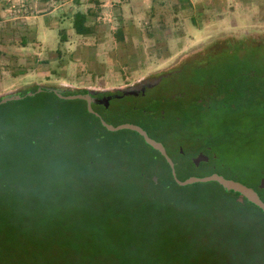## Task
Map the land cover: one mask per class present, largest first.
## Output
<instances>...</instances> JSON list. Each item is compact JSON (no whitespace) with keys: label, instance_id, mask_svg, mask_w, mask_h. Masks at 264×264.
Returning <instances> with one entry per match:
<instances>
[{"label":"rangeland","instance_id":"374dc122","mask_svg":"<svg viewBox=\"0 0 264 264\" xmlns=\"http://www.w3.org/2000/svg\"><path fill=\"white\" fill-rule=\"evenodd\" d=\"M78 11L87 14V24L93 28L91 34L76 33L73 22ZM119 30L126 31L124 41L117 37ZM63 36L66 41H63ZM228 38L264 40V0H0V97L17 93L24 95V91L32 92V88L38 86L76 91L128 88L180 69L184 61L204 52L208 45ZM216 58L217 68L220 64L226 73L224 66L229 60L222 56ZM233 61L232 66L238 67L234 64L237 63L235 59ZM187 79V73L165 78L149 90L144 99L126 96L113 100L108 122L115 123L124 116L137 122L141 117L133 114L131 108L135 105L146 107L149 98H160L162 109L167 113L165 126L173 130V135L168 138V148L175 163L182 164L177 152L178 144L182 145L191 161L201 153L210 158L208 147L214 156H228L226 158L230 162L245 167L241 174L248 183L260 181L264 176V122L257 124L254 117L243 116L240 119L241 110L228 112L226 104L217 100L208 99L203 105L192 107V98L174 101L172 93L186 90ZM37 94L0 104V209L11 211L14 208L12 203L19 201L23 187L18 185L17 174L28 173L33 168L43 170L48 165L62 178L70 167L76 194L70 195L72 198L65 201L67 204L62 195V198L53 195L47 200L45 210L36 212L41 216L44 227L25 221L22 229L68 227L67 224L76 219L73 211L75 202L80 207L87 194L81 179H74L80 173L71 161L78 163L94 158L98 167L92 175H99L101 184L111 185L109 174L103 173L101 165L108 162L114 166L132 156L123 153V141L137 144L147 154L153 149L129 130L107 132L101 130L96 122L93 131L84 128L85 121L72 115V110L84 109L83 102L60 101L49 92ZM63 107L70 113L66 120L62 117ZM175 116L180 119L177 121ZM54 117L62 119L51 127ZM97 130L102 137H95ZM49 142L53 145L51 148L48 147ZM53 150L62 152V155L56 158L51 154ZM133 154L131 160L138 163L137 153L133 151ZM50 159H53L51 165ZM184 172L179 169L182 177ZM211 172L210 167L202 166L191 169L190 176L204 177ZM88 182L91 181L88 179ZM212 183L186 185L211 184L198 188L200 196L188 199H195L197 210L211 205L210 212L217 214L218 209L231 202L232 198ZM116 186L112 180V187ZM28 192L27 188L25 195ZM180 193L191 195L190 190ZM180 204L192 206L183 201ZM222 210L225 207L219 214ZM8 216L6 219L0 217V229L4 233L13 231L17 223L21 224L20 217ZM180 229L190 234L195 230L184 226ZM64 231L70 232L68 229ZM210 234L204 237L196 231L185 242L190 243L195 236L201 240L204 237V241ZM7 246L11 248L10 242ZM0 257V264H65L52 258L35 260L30 258L31 255L19 253L4 252ZM68 264L89 263L76 259L68 260Z\"/></svg>","mask_w":264,"mask_h":264},{"label":"trees","instance_id":"16d2710c","mask_svg":"<svg viewBox=\"0 0 264 264\" xmlns=\"http://www.w3.org/2000/svg\"><path fill=\"white\" fill-rule=\"evenodd\" d=\"M87 18L84 12L75 13L73 25L77 34L89 35L93 32V28L87 24ZM122 33L123 30L117 33L120 41H122ZM63 41H66L65 36ZM219 56L229 60L224 66L226 73L222 66L219 67L220 64L217 68L215 61ZM234 59L237 62L234 64L238 67L232 66ZM248 63L251 64L246 65ZM234 68L238 69L233 70ZM217 71L220 74L216 73ZM184 73L188 74V88L172 93L174 101L181 102L192 98V107L203 105L208 99L217 100L226 104L228 112L241 110L240 119L243 116L254 117L257 124H263L264 40L247 38L217 40L208 45L204 52L184 61L180 69L169 73L165 78L184 75ZM38 87H33L32 91L36 92ZM59 89L66 95L89 91L88 89L77 91L70 88ZM41 92H49L60 101L83 102L84 109L81 111L74 109L72 115H76L77 120L85 121L83 127L87 130L93 131L96 122L101 130L109 132L101 119L89 112L85 100L62 99L49 89ZM41 92L36 94L39 95ZM98 93L107 92L98 91ZM23 94L26 95L27 92L24 91ZM29 97L32 96H25L23 99ZM235 103L237 106H232ZM133 107L132 113L138 114L141 119L134 122L124 116L112 124L130 122L142 126L151 137L164 143L169 155L176 162L168 148V138L169 135H173V130L165 126L167 113L162 109V100L158 99L136 110ZM93 108L108 122L110 108H107L105 104H94ZM61 112L62 117L64 116L65 120L68 119L70 113L67 112V108L63 107ZM62 117H54L50 126L53 127L61 121ZM175 119L178 121L180 118L175 116ZM132 132L146 144L141 135L135 131ZM244 133L248 134L246 131ZM95 134V137H102L98 130ZM121 144L123 153H130L132 156L114 166L108 162L101 165L103 173L109 174L111 185L101 184L100 176L92 175L98 167V162L94 158L78 163L71 161L80 173V176L74 179H81L84 192L87 194L83 205L77 207L75 202L73 211H75L76 219L67 224L68 227L22 229L25 221L37 227H44L41 225V216L36 212H42L40 209L45 210L47 200L53 195L65 197L66 199H62L66 203L65 201L72 198L70 195L73 192L76 194L70 167L65 172L66 176L62 175V178L48 165L46 169L44 166L43 170L33 168L28 173L17 174V180H20L18 185L23 187L19 193L21 196H18L19 201L12 203L14 208L11 211L0 209V217L6 219L8 215L13 214L12 217L16 216V219L20 217L21 224L17 223L18 226L13 231L5 233L0 229V255L4 252L19 253L28 257L31 255L30 258L35 260L52 258L55 261L61 260L65 264H68V260L76 259H82L89 264H264V212L261 209L245 197L233 192L228 193L219 183L213 182L212 184H217L228 197L232 198L231 202L219 208L217 214L210 212L211 205L197 210L198 204L195 203V199L193 201L188 198L200 196L201 192H198V188L211 184L180 186L172 174L170 165L159 151L151 147L153 152L147 154L135 143L123 141ZM49 146L50 148L53 146L51 142L48 143ZM176 147L182 159V164L176 163L177 174L181 180L190 177L191 169L210 167L211 174L220 173L227 178L255 187L264 201V189L258 188L260 181L248 183L241 174L245 172V167L239 163L230 162L226 158L228 156H214L207 147V151L211 154L210 160L195 166L182 145L178 144ZM133 151L140 159L138 163L131 160L134 157ZM51 154L57 158L62 155V152L53 150ZM52 160L49 161L50 165ZM158 164L160 166H157ZM179 169L185 171V176L180 175ZM87 176L88 178H84ZM84 179L87 181H83ZM88 179L91 182H88ZM112 180L117 184L115 188L112 187ZM27 188L29 192L25 195ZM184 190H190L191 195L180 193ZM175 193H177L175 197L168 199ZM27 196L30 198H26ZM181 201L192 206L184 207L180 204ZM223 207L225 210L219 214ZM47 218L48 216L46 220ZM182 226L195 230L190 234L180 229ZM64 229L70 232H65ZM196 231H200L204 237L208 236L210 231L213 233L204 241V237L201 240L199 236H195L190 243L185 242ZM8 242L11 248L7 246Z\"/></svg>","mask_w":264,"mask_h":264},{"label":"water","instance_id":"95a60500","mask_svg":"<svg viewBox=\"0 0 264 264\" xmlns=\"http://www.w3.org/2000/svg\"><path fill=\"white\" fill-rule=\"evenodd\" d=\"M148 80H144L138 84V86H132L130 88H117L113 91L120 90L123 92L124 96L136 94L134 91L136 90L137 87L143 86ZM45 89H49L52 92H55L56 95L59 98L66 99V100H76V99H81L85 100L87 102V107L89 112L95 114L101 119L102 124L109 130V131H118V130H132L137 132L139 135H141L146 144L152 147L153 149L157 150L160 152L162 156L166 159L168 164L170 165L172 169V174L176 180V182L180 186H186L189 184L197 183V182H217L219 183L227 192H234L237 193L243 197H245L250 203L261 209L262 212H264V201L260 197L258 190L250 185H247L239 180L232 179V178H227L226 176L220 174V173H213L209 176H190L186 180H181L178 177L177 170H176V163L173 160V158L169 155L166 146L164 145L163 142L154 139L149 135V133L140 125L134 124V123H122L119 125H114L111 123H108L105 121L101 114L98 113L94 108V104H103V102H106V105L108 106L109 100L107 98L100 99L96 96L98 91L95 90H89L86 93H77V94H63V91L59 88H54V87H42L39 86L37 91L34 92H27L26 95L22 94H9L0 97V104H5L9 101H16L23 99L25 96H34L36 93H39ZM138 90V89H137ZM103 92H109V90H105ZM209 156L205 155L204 153L199 154L195 159H193V163L195 166H199L202 162H208L209 161ZM155 181H157V177H155ZM259 189H264V176L261 178L259 185Z\"/></svg>","mask_w":264,"mask_h":264},{"label":"flooded vegetation","instance_id":"af4514ba","mask_svg":"<svg viewBox=\"0 0 264 264\" xmlns=\"http://www.w3.org/2000/svg\"><path fill=\"white\" fill-rule=\"evenodd\" d=\"M167 75H168V73L162 74V75L158 76L157 78L147 79L148 81L143 86H139L136 88V90L134 91L136 94H132V95H128V96H131L136 100L146 98L148 91L155 88L156 86H158L165 79V77H167ZM133 86L135 87L138 85H133ZM130 87H132V86H130ZM130 87H128V88H130ZM96 96L100 99L107 98L109 100L108 106L106 105V102H103V104H105L107 108H110L113 100H117V99H121L123 97H126V96H124L123 92L120 90L109 91L107 93H97ZM158 99H160V98H156V97H154L153 99L149 98L148 103L152 104L154 101H157ZM103 104H95V105H103ZM140 107L141 106L136 105L133 107V109L136 110V108H140Z\"/></svg>","mask_w":264,"mask_h":264},{"label":"crops","instance_id":"0c3cea01","mask_svg":"<svg viewBox=\"0 0 264 264\" xmlns=\"http://www.w3.org/2000/svg\"><path fill=\"white\" fill-rule=\"evenodd\" d=\"M51 26V25H50ZM48 29H50L49 27H48ZM51 30V29H50ZM126 31L125 30H123V33H122V41H124L125 40V38H126Z\"/></svg>","mask_w":264,"mask_h":264}]
</instances>
